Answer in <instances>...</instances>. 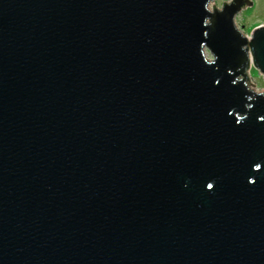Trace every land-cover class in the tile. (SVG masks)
<instances>
[{
  "label": "water",
  "instance_id": "obj_1",
  "mask_svg": "<svg viewBox=\"0 0 264 264\" xmlns=\"http://www.w3.org/2000/svg\"><path fill=\"white\" fill-rule=\"evenodd\" d=\"M211 1L0 0V264H264V23Z\"/></svg>",
  "mask_w": 264,
  "mask_h": 264
},
{
  "label": "rangeland",
  "instance_id": "obj_2",
  "mask_svg": "<svg viewBox=\"0 0 264 264\" xmlns=\"http://www.w3.org/2000/svg\"><path fill=\"white\" fill-rule=\"evenodd\" d=\"M230 0H212L209 4L210 8L215 6L221 7L222 2ZM253 4L237 13L235 24L241 32L247 36L250 35L254 27L264 23V0H252ZM250 82L254 84L256 92H264V78L252 67L249 69Z\"/></svg>",
  "mask_w": 264,
  "mask_h": 264
}]
</instances>
